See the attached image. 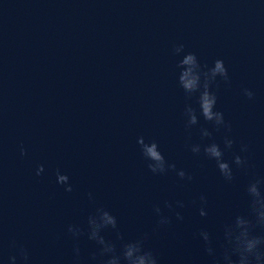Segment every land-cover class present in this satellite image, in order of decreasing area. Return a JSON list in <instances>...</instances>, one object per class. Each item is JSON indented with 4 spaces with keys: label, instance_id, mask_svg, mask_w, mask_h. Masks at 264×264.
<instances>
[{
    "label": "water",
    "instance_id": "water-1",
    "mask_svg": "<svg viewBox=\"0 0 264 264\" xmlns=\"http://www.w3.org/2000/svg\"><path fill=\"white\" fill-rule=\"evenodd\" d=\"M0 264H264V0H0Z\"/></svg>",
    "mask_w": 264,
    "mask_h": 264
},
{
    "label": "clouds",
    "instance_id": "clouds-1",
    "mask_svg": "<svg viewBox=\"0 0 264 264\" xmlns=\"http://www.w3.org/2000/svg\"><path fill=\"white\" fill-rule=\"evenodd\" d=\"M191 58H192V57L189 56L188 59H191ZM216 69L219 70V71H221V72H224V71H225V69H224V67H223V62H222L221 60H217V61H216ZM210 107H211L210 102H209L207 99H205V100H204V103H203V110H204V114H205V116H206V117H209V118H210V116H211V113H210ZM212 152H213V154H214L215 156H217V157L220 156V152H219V150H218L216 147H213ZM148 153H149V155H150L153 159H155V160H157V161H159V160L162 159L160 153L156 151L155 145H152L150 148H148ZM236 159H237V162L240 161V158H239V157H237ZM219 167H220V169H221L222 171H224L225 169H227L228 166H227L226 163H220V164H219ZM40 170H42V166H41V169H40ZM180 175L183 176L184 173L181 172ZM63 178H64V177H61V179H63Z\"/></svg>",
    "mask_w": 264,
    "mask_h": 264
}]
</instances>
